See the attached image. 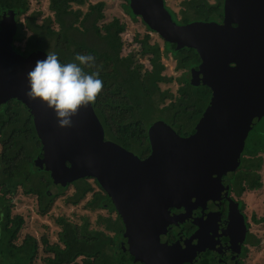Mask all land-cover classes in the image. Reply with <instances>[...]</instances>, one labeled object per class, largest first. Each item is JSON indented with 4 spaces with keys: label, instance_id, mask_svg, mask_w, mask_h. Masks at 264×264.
<instances>
[{
    "label": "water",
    "instance_id": "1",
    "mask_svg": "<svg viewBox=\"0 0 264 264\" xmlns=\"http://www.w3.org/2000/svg\"><path fill=\"white\" fill-rule=\"evenodd\" d=\"M129 4L132 14L170 44L171 50L195 48L202 55L203 64L191 71L192 84L214 87L218 98L211 101L188 138H181L166 124L158 122L151 129L153 153L141 161L120 146L104 141L103 127L92 103L77 110L70 127L58 126L53 111L45 103L25 95L26 73L46 53L36 51L28 57L18 54L12 47L16 24L0 32V108L8 100H16L33 117L42 144L35 166L48 172L55 184L66 186L92 177L104 186L112 201L116 203L118 199L124 204L117 206L126 228L119 245L122 257L130 264H192L205 251V230L183 241L184 244L179 241L168 244L161 239L166 229L152 223L156 212L153 207L147 205L148 212L138 222V207L130 209L125 204L130 198L154 199L158 190L166 192L160 198L167 197L170 201L184 199L189 204L206 201L210 189L219 187L218 171L236 168L246 133L264 115V0H224L222 23L186 25L174 18L166 0H130ZM247 39L260 41L259 62L254 65L250 60L245 65L238 62L229 71L230 64L225 58L216 56L237 54ZM211 67L212 76L225 80L216 85L218 88L210 83V75L203 74ZM247 71L261 72L258 73L261 79L256 77L260 79L259 87L243 89L246 84L242 75ZM226 151L231 152V162H227ZM213 164L217 167L212 171ZM131 192H134L132 197ZM243 229L241 233L245 237L246 225ZM197 239L200 245H195Z\"/></svg>",
    "mask_w": 264,
    "mask_h": 264
},
{
    "label": "trees",
    "instance_id": "2",
    "mask_svg": "<svg viewBox=\"0 0 264 264\" xmlns=\"http://www.w3.org/2000/svg\"><path fill=\"white\" fill-rule=\"evenodd\" d=\"M88 2L89 0H49L48 9L51 15L42 23L38 22L41 12L29 14L30 0H0V5L10 9H23L22 13L27 15L24 29L31 33L28 39L30 49L45 52L53 50L61 63L72 61L77 53L93 56V63L82 67L88 73L97 72L102 80L101 92L93 104L97 116L107 121L105 124L133 126V122L137 120V124L142 125L145 114L153 118H160L166 112L188 114L187 109L196 105L193 100L178 98L167 108L160 109L165 98L170 97V91H162L160 84L168 83L172 79L163 75L165 67L161 62L159 46H152L148 36L142 40L139 37L135 39L140 46L139 54L152 55V71L143 72L142 66L133 65V60L120 57L124 45L121 36L126 31V24L119 18L102 23L105 19L106 4L98 2L89 5L88 11L84 12L81 7ZM129 2L130 0H126L124 8L137 20L130 10ZM183 6L184 22L194 19L215 20L222 14V0H218L216 4H211L209 0H186ZM54 25L58 26V29H55ZM146 28L149 30L148 26ZM89 34L104 43L105 49L102 53L97 45L86 41ZM193 60L192 55L188 53L178 68L190 67ZM103 103L107 107L104 116ZM135 111L141 113V116H136ZM28 114L20 102L13 108H0V256H6L13 264H34L38 259L41 241L47 254L43 258L44 264H130L126 257H122L119 245L122 238L118 242L123 226L109 220L101 219V222L106 224V229L96 230L90 229L88 222L76 224L65 218H58L59 243L50 244L44 236L39 241L32 234L25 236L22 243L17 242L24 218L20 215L12 216L13 197L20 190L27 196H35L38 199L39 214L46 216L57 196L49 193L50 174L35 166L41 143L32 116ZM130 130L123 128L120 131V140L139 141L143 134ZM260 164L261 160L249 164L247 169L259 168ZM249 173L250 177L254 176L253 171ZM248 180L250 190L259 187L254 177ZM75 188L76 193L66 199V204H80L93 187L84 180ZM97 200L98 198L90 203L88 208L95 209ZM108 232L117 234L113 236ZM250 244L257 245L258 242L254 238Z\"/></svg>",
    "mask_w": 264,
    "mask_h": 264
},
{
    "label": "flooded vegetation",
    "instance_id": "3",
    "mask_svg": "<svg viewBox=\"0 0 264 264\" xmlns=\"http://www.w3.org/2000/svg\"><path fill=\"white\" fill-rule=\"evenodd\" d=\"M130 3V2H129ZM167 4V2H166ZM216 4V3H214ZM130 5V4H129ZM168 7V5H167ZM169 8V7H168ZM170 9V8H169ZM171 10V9H170ZM23 9H10L6 7H2L0 5V32H4L9 26H13L16 24V34L14 39L12 40L13 49L23 57H28L36 51L42 50H32L28 46V39L30 36H26L27 32L24 29V25L26 23V14L22 13ZM172 11V10H171ZM184 9H182V12ZM14 14H13V13ZM173 12V11H172ZM174 13V12H173ZM176 19L179 24L186 25L192 22H216L222 23L224 20V0H222V14L219 18L215 20H190L188 22H184L183 14L181 16V20H178L177 15ZM236 26V25H234ZM148 30V29H147ZM157 34L151 29L148 30V33L143 36V39L148 36L149 42L152 46H159L161 52V62L165 67L163 75L171 78L172 80L168 83H161L160 87L162 91H166L169 89H162V85H166L177 81L178 89L175 95L170 92V97L165 98V102L160 106V109H165L171 103L175 102L178 98L183 100H193L196 102V105L187 109L188 114H182V112H177L176 114H171L166 112L164 116L154 117L145 114V119L141 124H137V120L133 123V126H120L115 125L113 123L105 124V119H101L98 116V119L103 127L104 131V141L108 143H114L115 145L120 146L124 150L135 155L139 160L143 161L148 159L153 153V144L151 141V129L152 127L158 123L163 122L170 128L171 131L176 133L181 138H188L196 129L197 125L203 118L207 108L209 107L212 100L218 98L216 89L206 84L194 85L192 84V74L191 71L193 69H198L203 64L202 55L198 49L195 48H183L179 50H170L171 45L166 43L158 34V36L163 40V48L158 43H151L153 39V34ZM31 35V34H30ZM122 34V41L124 42V36ZM139 37V36H136ZM99 46L97 47L100 53L105 49V45L102 41H99ZM260 42L258 39H247L246 43L242 44L239 52L235 55H220L216 56L217 58H225L227 63L230 64L228 66V70H233L234 67L238 66V62L248 64L252 62L253 65L259 62V50L262 48L261 45L258 44ZM53 48V47H52ZM124 48V45H123ZM123 48L120 53L121 58H129L133 60L134 66H142L143 72H151L153 69L151 59L152 55L142 56L139 54L138 50H131L128 54H123ZM51 50V49H50ZM170 50V51H169ZM263 50V49H262ZM46 53L45 51H42ZM188 53H190L193 57L192 65L188 68H178L181 61H185ZM170 57L175 62V69L179 73L178 78L174 79L173 77L167 76L165 73L166 65L163 62L165 58ZM209 59V58H207ZM145 62H144V61ZM219 62V61H218ZM147 63V65H146ZM220 63V62H219ZM226 66V65H224ZM213 67V64H212ZM212 67L207 71H203V74L210 75L211 82L213 86L218 88L217 84L225 83V80L219 78L217 76H212ZM227 67V66H226ZM261 68V67H260ZM242 72V71H241ZM241 72L237 74L240 75ZM202 73V72H201ZM244 73V72H243ZM260 71H257L256 74L246 72L245 76L242 75L243 84L246 86L243 89L252 90L255 86H260L261 75ZM253 74V75H252ZM201 76H203L201 74ZM259 77L260 79L256 78ZM203 80V79H202ZM254 82V83H252ZM242 84V85H243ZM237 88L233 89L236 92ZM263 90L260 88V91ZM170 91V90H169ZM18 101L16 100H8L5 104L2 105V108H13L16 106ZM22 104V103H21ZM201 105V107H199ZM92 106L95 111L94 104L92 102ZM196 106L198 108H196ZM107 111V107L105 103L102 104V116H104ZM28 114V111L26 110ZM96 113V111H95ZM30 114V113H29ZM28 114V115H29ZM139 113L135 111V115L137 116ZM97 115V114H96ZM141 116V113L139 114ZM33 121V117H32ZM34 123V121H33ZM115 123V122H114ZM35 127V126H34ZM125 128L130 131L137 130L142 133V137L139 141L133 140L130 142L125 141L124 139L120 140L122 134L120 131ZM36 130V129H35ZM114 133V134H112ZM244 146L240 153V158L238 159V164L234 170H230L227 168L219 170V187L210 189V198L206 201L198 200L191 204L185 203V200H169V198H160L161 194H165L163 190L155 191L154 193L158 196L154 199H131L128 200L127 204H125L130 209H137L138 207V222L141 220V217H145L144 212H148V206L153 207L155 213L152 215V223H159L158 227L165 228V233L161 236L163 242H167L168 244H174L178 241L182 244L183 241L192 238L199 231H206L205 239L203 240V244L205 247V251L203 255H200L197 260L192 264H245V259L247 258L249 247L254 246L250 244L251 239H254L253 234L251 233V222L250 217L247 214V205L244 200V196L249 192H257L264 188V176L262 175V170L264 166V115L256 120L255 124L252 128L246 133ZM38 136V135H37ZM41 143V142H40ZM42 150V144H41ZM41 153V151H40ZM39 153V154H40ZM227 154V159L231 162L232 156L231 152L225 153ZM261 160V164L259 168H248L249 164L258 163ZM68 167L71 166L69 162L66 163ZM214 167H217L213 164L211 170H214ZM212 170V171H213ZM249 171H253L254 176H249ZM213 178L216 177V173H212ZM252 175V174H251ZM253 177L257 180L259 187L255 189H249L248 184L250 178ZM51 179V176H50ZM87 181L92 185V190L89 191L84 199L90 200L87 202L86 207L90 203H93L97 200V207L92 209L89 207V210H100L106 213V216H100L103 221L109 220L113 223H120L123 226V232L121 233L118 242L121 238H123L124 232L126 230L124 223L120 217L118 207H123L124 204L121 201L116 200L115 203L112 201L108 195V192L104 188V186L98 182L97 179L92 177H85L68 183L66 186H62L61 184H55L51 179L50 191L52 193V189L54 188L57 192L55 193L57 196L52 202V206L54 202L62 197L69 191H73L70 196L76 193V185L81 181ZM135 192V191H134ZM131 192V197L134 194ZM66 198V199H67ZM81 201V202H82ZM144 201V202H143ZM143 202V203H141ZM13 203V201H12ZM175 204V205H173ZM72 205V204H70ZM79 205V204H78ZM72 205V206H78ZM118 206V207H117ZM105 219V220H104ZM256 223H259L258 220H255ZM88 222V221H87ZM137 222V221H136ZM246 225V233L244 237L243 227ZM117 232H112V235L115 236ZM196 243V241L194 242ZM195 245H200L199 239H197V243ZM208 246H211L210 248ZM205 256V257H204ZM235 261H232L234 260ZM191 264V263H187Z\"/></svg>",
    "mask_w": 264,
    "mask_h": 264
},
{
    "label": "rangeland",
    "instance_id": "4",
    "mask_svg": "<svg viewBox=\"0 0 264 264\" xmlns=\"http://www.w3.org/2000/svg\"><path fill=\"white\" fill-rule=\"evenodd\" d=\"M184 1L186 0H166L168 7L177 15L178 20L182 19V9H185L183 6ZM217 1L218 0H209L211 4H214ZM98 2H104L106 4L104 9L105 19L102 23H108L114 18H119L121 22L126 24L125 35L123 36V54H128L131 50H139L140 46L135 39L137 38L136 36H139V39L141 40L143 39V36L148 33L146 28L147 25L145 26L144 22L140 18L136 17L137 20H134L127 13L124 8L126 0H89V2L85 6L81 7V9L84 12H87L89 5L96 4ZM48 4L49 0H30L29 14L33 12H41L42 15L38 19V22L42 23L47 16L51 15L48 9ZM174 18L176 19L175 15ZM54 28L58 29V26L54 25ZM26 34L28 37L31 33L27 32ZM152 38L151 43H158L162 49L164 46L163 40L155 33ZM86 41L88 43L95 44V46L97 45V47L99 46L98 39H96V37L92 34L88 35ZM51 51L53 52V50ZM163 62L167 68L164 74L169 77H173L174 79L178 78L179 73L175 69V62L173 59L168 57L165 58ZM162 89H169L170 92L175 95L178 89L177 81L162 85ZM261 173L264 176V166ZM56 192L57 191L53 188L52 193L55 194ZM72 192L73 191H69L65 194V196L58 198L54 202L48 215L41 216L38 212V199L35 196H27L22 192V190H20L18 194L13 197L12 208V216L20 215L24 218V225L17 242L19 244L22 243L25 236L32 234L39 241L44 236L49 240L50 244L59 243L58 233L60 231V227L57 223L58 218H65L66 220L76 224H82L88 221L90 229L105 230L106 224L101 222L100 216L104 217L106 216V213L100 210H89L86 207V204L91 197L82 201L78 206L66 204V198L67 196H70ZM244 200L247 205V214L250 217L251 233L253 234L256 242H258L257 245L249 247L245 264H264V188L257 192L247 193L244 196ZM255 220H258L259 223H256ZM109 234L112 235V233ZM46 255L47 254L40 241L38 259L34 262V264H44L43 258ZM1 256L0 264H13L6 256Z\"/></svg>",
    "mask_w": 264,
    "mask_h": 264
},
{
    "label": "clouds",
    "instance_id": "5",
    "mask_svg": "<svg viewBox=\"0 0 264 264\" xmlns=\"http://www.w3.org/2000/svg\"><path fill=\"white\" fill-rule=\"evenodd\" d=\"M93 63V56L77 53L74 59L61 63L55 52H46L26 73L29 99H39L54 113L57 125L70 127L80 107L94 102L102 89L97 72L88 73L82 66Z\"/></svg>",
    "mask_w": 264,
    "mask_h": 264
}]
</instances>
